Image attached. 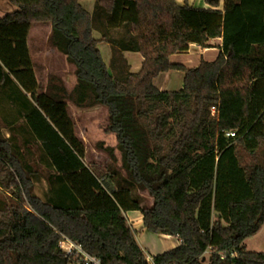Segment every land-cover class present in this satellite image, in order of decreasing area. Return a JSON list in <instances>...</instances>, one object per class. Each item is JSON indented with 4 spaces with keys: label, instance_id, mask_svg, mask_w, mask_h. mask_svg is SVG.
<instances>
[{
    "label": "trees",
    "instance_id": "1",
    "mask_svg": "<svg viewBox=\"0 0 264 264\" xmlns=\"http://www.w3.org/2000/svg\"><path fill=\"white\" fill-rule=\"evenodd\" d=\"M5 1L16 9L0 17V188L13 198L0 204V264H71L61 237L102 264H148L127 211L179 241L154 264H264L243 245L264 221V0H93L91 13L81 0ZM43 24L74 67L70 91L54 75L35 79L26 39ZM215 38L214 60L170 61ZM124 52L142 57L137 73ZM170 70L183 73L181 89L158 91L153 79ZM69 104L107 110L102 132L116 144L94 143L103 171L84 164ZM42 177L41 199L32 190Z\"/></svg>",
    "mask_w": 264,
    "mask_h": 264
},
{
    "label": "crops",
    "instance_id": "2",
    "mask_svg": "<svg viewBox=\"0 0 264 264\" xmlns=\"http://www.w3.org/2000/svg\"><path fill=\"white\" fill-rule=\"evenodd\" d=\"M175 1L181 2V0H178V1L175 0ZM79 4L87 13L92 12L93 0H81V1H79ZM11 12H13V11H11ZM8 13H10V12H8ZM50 30H51V28H50L49 24L33 25L30 28L29 33L27 35L26 44H27L28 52H29L31 62H32L34 76H35V79L38 83H42L45 85L46 80H47V76L48 75H54L61 80L65 89L67 91H70L75 84V77L73 75L74 67L71 64L66 62L65 57L62 54H60L57 50L50 48L47 45V37L50 33ZM92 37L94 40L98 41V43L96 44V48L100 53V56H101L103 63L105 64L106 67H108V63H109V59H110V55H111L110 48H109L108 44H106L104 42H100L99 41L100 36L95 31L92 32ZM220 44H221L220 38L210 39L209 41H207L206 45L208 47H206L205 49H202L198 45H195V44H189L186 51L172 55L170 57V61L172 63L181 64V65L185 66L186 68L195 67L199 63L198 58H196L195 62L191 64L192 66L187 67L186 65L176 61L177 56L181 55V56L198 57V55H199L200 59H203L204 55H206L207 53H212L213 54L212 60H214L216 58V56L218 55L217 54L218 53V47L220 46ZM32 48H33V51H32ZM197 50H198V55H197ZM191 53H194V54L191 55ZM123 57L125 58V61H126V64L129 68L130 73H137L140 70L143 59L139 53L124 52ZM39 75L41 78H39ZM182 79H183V73L182 72L176 71V70L175 71L170 70L168 72L159 73L157 75V77L155 79H153L152 84L158 91L173 92V91H178L181 89ZM98 111H103V113L106 115V118L108 117L107 110L103 107H95L92 109H78V108H75L74 106H72L71 104L68 105V115L71 118V120L73 121L75 128L77 126L76 122L80 121V117L85 116L84 120L89 122L95 115H97ZM81 128L85 132L89 130V126L87 124L85 126H82ZM3 132H6V131L3 129ZM110 135H114V134L106 135L101 131L98 134L99 137H98L97 141L103 142L106 146L114 147L116 144L115 135H114V139H113L114 142L113 143L111 142V138L109 137ZM5 136H7V133H5ZM76 136L81 140L83 146L85 147L84 136L83 135L82 136L76 135ZM100 153H102V152H100ZM115 155H116V158H117L118 163H119V153L116 151ZM85 159H86V157H85V149H84L83 162L87 167L93 168L85 162L86 161ZM43 174H44V172H43ZM42 176H44V175H42ZM41 179H42L41 181H42V187H43L42 193L44 194L47 191V184H46L43 177ZM124 216L126 217L129 225L131 226V228L133 230L136 231V230L143 229L141 227V214L138 211H127L124 213ZM263 233H264V221H263L262 226L259 229V232L256 233L254 236H259V235H262ZM153 235L154 236H160L163 239H168L169 237H171V236L158 235V234H153ZM171 238H173L172 239L173 242L170 244V247H168L166 249H161V251H159L157 253H153V255L151 257L158 255V254H161L165 251H168V250L178 246L179 241L175 237H171ZM135 240H136V238H135ZM245 241H246V239L243 241V245H244L245 249H247V247L245 245ZM136 243H137V241H136ZM138 246H139V244H138ZM248 251H250V250H248ZM145 256H147V254H145Z\"/></svg>",
    "mask_w": 264,
    "mask_h": 264
},
{
    "label": "rangeland",
    "instance_id": "3",
    "mask_svg": "<svg viewBox=\"0 0 264 264\" xmlns=\"http://www.w3.org/2000/svg\"><path fill=\"white\" fill-rule=\"evenodd\" d=\"M178 1V0H177ZM188 4L193 5L194 7L198 8H205L207 7L206 4L202 0H187ZM181 3V2H178ZM16 8L8 3L7 1L0 0V17H2L4 14L14 11ZM33 41V40H32ZM33 51V48H32ZM192 52V51H191ZM194 53H191V55ZM198 55V50H197ZM212 53H207L203 56L204 61H211L213 59ZM196 58H198V61H200V56L194 57V56H181L178 55L176 58V61L179 63H182L186 65L187 67L192 66L191 64L195 62ZM39 78L40 75H39ZM85 116L80 117V121H77V126L75 128V134L78 136H84L85 139V157H86V163L93 167L94 169L103 171L105 169L106 164L108 163V158L103 154L100 153L98 150L94 148V142L98 140V134L102 131L101 129L106 125L107 118L106 115L103 113V111H98L97 115H95L89 122L84 120ZM89 126L88 131L82 130V126L85 125ZM6 132H3V135H5ZM108 135V134H107ZM111 138V142L113 143L114 135L109 136ZM247 161V159L245 158ZM117 168L119 167V163L116 164ZM42 172V170H41ZM42 179H38V181L35 182L32 193L34 196H37L39 198H43V187H42ZM12 194L9 191H4L0 188V204L1 203H9L11 199L13 198L11 196ZM142 197V202L144 206H150L152 204V199L147 195L146 192L140 193ZM135 238L137 243L139 244L142 251L147 254L148 256H152L153 253H157L161 251V249H166L170 247V244L173 242V238L169 237L168 239H163L160 236H154L152 233L141 229L136 230L135 232ZM245 245L248 250L253 252H259L264 253V233L259 236H251L246 238ZM204 256L208 257V252L204 254Z\"/></svg>",
    "mask_w": 264,
    "mask_h": 264
},
{
    "label": "built area",
    "instance_id": "4",
    "mask_svg": "<svg viewBox=\"0 0 264 264\" xmlns=\"http://www.w3.org/2000/svg\"><path fill=\"white\" fill-rule=\"evenodd\" d=\"M215 113V109H211V114ZM234 133L232 131H227L225 134V137H233ZM58 247L61 250L64 257L70 258L73 263L71 264H102L101 261L94 256L89 255L85 251L81 249V247L67 239L66 237H61V239L58 242ZM210 254L209 251H205L204 254ZM146 262L148 264H154L152 261V257L146 256Z\"/></svg>",
    "mask_w": 264,
    "mask_h": 264
}]
</instances>
